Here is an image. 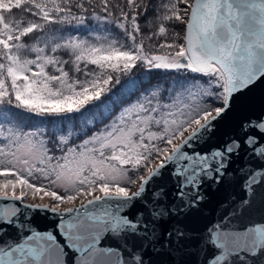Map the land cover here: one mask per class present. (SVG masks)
<instances>
[{"label": "snow or ice", "instance_id": "obj_1", "mask_svg": "<svg viewBox=\"0 0 264 264\" xmlns=\"http://www.w3.org/2000/svg\"><path fill=\"white\" fill-rule=\"evenodd\" d=\"M258 85L264 0H0V264H125L103 241L157 222L136 264H264Z\"/></svg>", "mask_w": 264, "mask_h": 264}, {"label": "water", "instance_id": "obj_2", "mask_svg": "<svg viewBox=\"0 0 264 264\" xmlns=\"http://www.w3.org/2000/svg\"><path fill=\"white\" fill-rule=\"evenodd\" d=\"M262 95H264V87L258 85L253 90L252 96L254 99L259 100ZM166 168L168 169L167 172H165L164 169H161L160 174L153 177L152 180L149 181V185L153 190H156L161 186L165 188H171L173 186L171 176L174 164L169 163L166 165ZM240 196L241 190L239 189L233 190L225 186L217 191L216 186L212 185V193L206 197L205 206L202 209L203 223L201 226L215 219L216 213L219 210L221 203L232 204L235 202L233 197H235V200L238 201ZM25 203L31 202L25 201ZM145 205L146 201L144 200L143 196L137 197L133 200L122 203L120 214L127 215L129 220L140 221V217L137 215V213L144 210ZM17 206L20 207L19 218L21 220L26 218L31 219L41 229L54 227L56 218L51 213H42L39 211L33 213L31 210L24 209L19 204V202H17ZM141 223L143 222L141 221ZM9 231H12V229H9ZM160 231L161 229L159 227V222H157V224L149 223L146 230L143 227L129 228L123 235L120 236L119 239H113L111 236H109L103 241V243L112 247L113 249H116V251L112 253L114 261L119 260L120 256L122 255L124 257L125 264H136L133 257L137 255L144 256L145 252H147L152 246V235L154 233L158 235ZM72 255H74V253H69L70 258ZM153 259L158 258L153 257Z\"/></svg>", "mask_w": 264, "mask_h": 264}, {"label": "trees", "instance_id": "obj_3", "mask_svg": "<svg viewBox=\"0 0 264 264\" xmlns=\"http://www.w3.org/2000/svg\"><path fill=\"white\" fill-rule=\"evenodd\" d=\"M165 26L166 27L168 26L167 22H166ZM54 27H56V26H54ZM142 27H143V24H142ZM77 30H79V29H77ZM157 30H158V23H157ZM156 42L157 43H164V42H171V41L170 40L169 41H165V39L163 37H158ZM135 76L137 78H144L142 72L135 73ZM148 79H150V78H148ZM41 120H42V118H37V122H40Z\"/></svg>", "mask_w": 264, "mask_h": 264}, {"label": "rangeland", "instance_id": "obj_4", "mask_svg": "<svg viewBox=\"0 0 264 264\" xmlns=\"http://www.w3.org/2000/svg\"><path fill=\"white\" fill-rule=\"evenodd\" d=\"M77 31H82V29H79V30H77ZM82 34L87 35L86 32H83ZM25 201H27V202H31V203H50L49 198L46 197V196H45V198H44L43 201L39 199V196H37V198H36L35 200H33V199L31 198V196H29L28 199L25 200Z\"/></svg>", "mask_w": 264, "mask_h": 264}]
</instances>
